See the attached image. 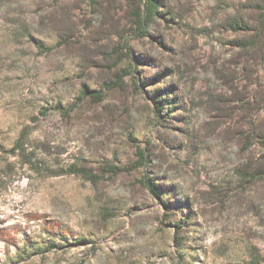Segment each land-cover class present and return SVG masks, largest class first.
Masks as SVG:
<instances>
[{"label":"rangeland","instance_id":"374dc122","mask_svg":"<svg viewBox=\"0 0 264 264\" xmlns=\"http://www.w3.org/2000/svg\"><path fill=\"white\" fill-rule=\"evenodd\" d=\"M261 4L0 0V264H264Z\"/></svg>","mask_w":264,"mask_h":264},{"label":"trees","instance_id":"16d2710c","mask_svg":"<svg viewBox=\"0 0 264 264\" xmlns=\"http://www.w3.org/2000/svg\"><path fill=\"white\" fill-rule=\"evenodd\" d=\"M132 2H134V4H136V10L133 13V25L135 27V29L138 32V35L140 36H145L148 34V26L153 22L154 18L156 16L162 15L161 10L158 9L159 4H160V0H131ZM261 15L264 19V0H262V4H261ZM235 25H237V27H239L241 30L247 31L249 29H251V27L249 26V24L247 22H236L234 23ZM258 35H256V38H252L250 40L244 39L241 41H238L237 44L238 46L241 47H252L256 41H257ZM126 48V56L135 58L134 53L132 52V50L130 49L129 46L125 45L124 46ZM122 48V46H121ZM119 79H116L113 82V85H119L122 83V76L118 77ZM108 87H113L112 85H109ZM85 96H91V97H100L101 96V92L99 90H88L86 89L84 92ZM156 103V102H155ZM158 107V104H156ZM58 109L64 113L66 111L65 108H62V106L58 103L57 104ZM160 111V110H159ZM22 146V142H21V137L19 139L16 140L15 144L13 145V147L11 148L12 152H15L16 149H20ZM138 155V160L137 163L140 165H143L144 163H148L149 160L146 156L145 150H139V152L137 153ZM261 158H264V154H262ZM69 173H73V174H80L88 179H91L93 181H96V177L95 174L89 170H86L84 168H75V167H71L69 170ZM144 185H146V187L151 191V193H153L155 196H158V189L156 188V186L154 185L153 181L150 178L144 179ZM163 204L166 207H169V204H166V202L163 201ZM180 222H172L171 226L173 227V242L176 243L177 245H180L182 243V237L181 236H177L176 233L179 231V229L182 228V226L179 224ZM54 225V224H53ZM53 225H49V228H47V231L49 233L54 232L56 233V230L53 228ZM175 229V230H174ZM57 231H61V230H57ZM65 236V235H64ZM29 241V246H24L21 250L17 251L14 255V260L15 262H19L20 259H22V255L23 253H29V249H33L31 252H45L48 250V245L46 244H42V243H37L35 241L32 240H27Z\"/></svg>","mask_w":264,"mask_h":264}]
</instances>
